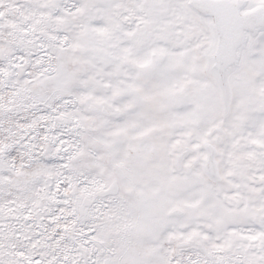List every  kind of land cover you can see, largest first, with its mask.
Here are the masks:
<instances>
[{"label": "snow or ice", "instance_id": "1", "mask_svg": "<svg viewBox=\"0 0 264 264\" xmlns=\"http://www.w3.org/2000/svg\"><path fill=\"white\" fill-rule=\"evenodd\" d=\"M0 264H264V0H0Z\"/></svg>", "mask_w": 264, "mask_h": 264}]
</instances>
